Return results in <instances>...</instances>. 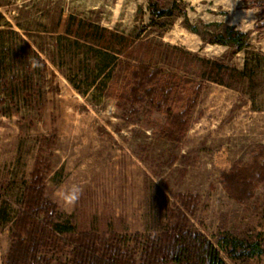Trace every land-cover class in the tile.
Returning <instances> with one entry per match:
<instances>
[{
    "label": "rangeland",
    "instance_id": "rangeland-1",
    "mask_svg": "<svg viewBox=\"0 0 264 264\" xmlns=\"http://www.w3.org/2000/svg\"><path fill=\"white\" fill-rule=\"evenodd\" d=\"M260 2L0 0V264L41 147L46 194L76 231L117 232L132 245L136 232L166 229L175 194L190 191L199 231L218 247L241 241L237 257L220 247L227 264H264V181L245 202L221 182L264 143ZM140 63L191 107L179 140L161 133L168 109L119 98Z\"/></svg>",
    "mask_w": 264,
    "mask_h": 264
},
{
    "label": "trees",
    "instance_id": "trees-1",
    "mask_svg": "<svg viewBox=\"0 0 264 264\" xmlns=\"http://www.w3.org/2000/svg\"><path fill=\"white\" fill-rule=\"evenodd\" d=\"M255 5H264V2ZM159 12L162 14L165 10ZM95 27L111 32L99 25ZM233 39L238 47H242L247 33L239 32ZM35 54L39 57L37 52ZM102 54L110 61L115 59L112 52L102 50ZM43 69H47L45 62ZM161 74L158 68L138 64L130 72L119 98L145 110L168 109L161 133L168 139L179 140L190 124L191 107L181 104L183 96L174 99V88L164 81ZM131 110L136 111L137 108L134 106ZM43 151L41 147L30 180L22 192L21 208L11 225L3 264H227L221 248L232 257L240 255L234 254V248L241 245L238 239L225 238L219 241L218 247L195 227L192 217L199 209L200 198L190 191L175 194L176 199L168 212L172 223L166 229L158 234L136 232L130 237L132 245L126 235L117 232L76 231L74 220L60 212L57 202L46 194V178L51 163L45 159ZM263 181L264 143L256 146L251 161H235L221 173L225 190L239 202L252 198L254 189ZM65 253L68 257H63ZM256 253L254 248L243 255Z\"/></svg>",
    "mask_w": 264,
    "mask_h": 264
}]
</instances>
